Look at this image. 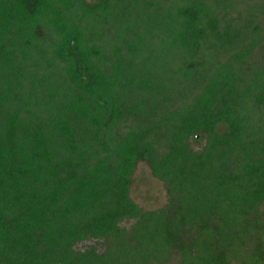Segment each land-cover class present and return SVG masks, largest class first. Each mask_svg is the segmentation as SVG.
Listing matches in <instances>:
<instances>
[{"label":"trees","instance_id":"1","mask_svg":"<svg viewBox=\"0 0 264 264\" xmlns=\"http://www.w3.org/2000/svg\"><path fill=\"white\" fill-rule=\"evenodd\" d=\"M263 206L264 0H0V264H262Z\"/></svg>","mask_w":264,"mask_h":264},{"label":"rangeland","instance_id":"2","mask_svg":"<svg viewBox=\"0 0 264 264\" xmlns=\"http://www.w3.org/2000/svg\"><path fill=\"white\" fill-rule=\"evenodd\" d=\"M190 143L191 147L195 150L199 149L203 144L202 141L199 144L193 141ZM133 178L134 181L131 185L130 196L142 210H155L163 207L167 203V194L162 181L152 176L146 163L140 162L137 164ZM132 223V220L124 221L121 223V226L129 227ZM87 244L94 245L98 250L101 249L94 241L86 242ZM79 248H82L81 244Z\"/></svg>","mask_w":264,"mask_h":264}]
</instances>
